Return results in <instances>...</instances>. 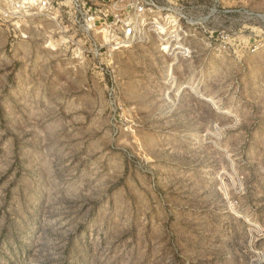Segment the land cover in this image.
<instances>
[{
  "label": "rangeland",
  "instance_id": "rangeland-1",
  "mask_svg": "<svg viewBox=\"0 0 264 264\" xmlns=\"http://www.w3.org/2000/svg\"><path fill=\"white\" fill-rule=\"evenodd\" d=\"M84 1L0 0V264H264V0Z\"/></svg>",
  "mask_w": 264,
  "mask_h": 264
},
{
  "label": "built area",
  "instance_id": "built-area-1",
  "mask_svg": "<svg viewBox=\"0 0 264 264\" xmlns=\"http://www.w3.org/2000/svg\"><path fill=\"white\" fill-rule=\"evenodd\" d=\"M16 6L23 10H30L40 13V15L45 17H50L53 15L57 10L61 9L64 6V3L61 0H15ZM164 0H120L118 4L124 5V13L111 16H105L104 18H98L99 20L90 18V21H93V25L96 27L97 21H102L103 25L106 26L107 29L111 30L112 32L117 31L124 36L128 41L131 40H141L142 34L150 27L151 19L156 14V10L160 9L159 6L163 5ZM71 3L72 7H76L79 9V13L81 14V20L86 22L87 19L85 18L84 14L81 11V7L85 5L84 0H68ZM171 8H164L163 11L169 15L173 12L172 6ZM230 13H239L244 17L250 16V12L244 10L243 12L238 11H231ZM216 14V10L212 11L210 16H214ZM111 18V20H110ZM263 22L264 18L260 17ZM113 20V22H112ZM81 21V22H82ZM210 36L208 40V45L211 49L214 47V44L219 41L216 36V31L212 30L209 31ZM224 33V32H223ZM222 33V34H223ZM219 34V33H218ZM118 39L121 40L120 36H116ZM221 38L223 40H228V36L222 35ZM258 43V44H257ZM264 48V40L256 41L254 44V49Z\"/></svg>",
  "mask_w": 264,
  "mask_h": 264
},
{
  "label": "bare ground",
  "instance_id": "bare-ground-1",
  "mask_svg": "<svg viewBox=\"0 0 264 264\" xmlns=\"http://www.w3.org/2000/svg\"><path fill=\"white\" fill-rule=\"evenodd\" d=\"M169 19H171V20L169 21ZM167 22H168V24L170 23L171 25H174L173 24V22H174L173 17H168ZM175 32L176 31H173L171 33H175ZM162 41L167 44L165 46V48L167 49L168 54H170V55H175L178 50H185L183 45H182V39L178 35L169 36L168 39H166V40L162 39ZM177 54H182V52L179 51Z\"/></svg>",
  "mask_w": 264,
  "mask_h": 264
}]
</instances>
